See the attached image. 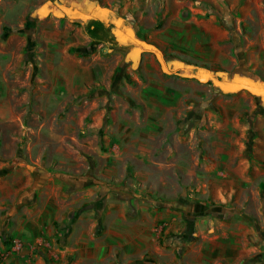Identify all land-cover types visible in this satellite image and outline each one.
Returning <instances> with one entry per match:
<instances>
[{"label":"rangeland","instance_id":"obj_1","mask_svg":"<svg viewBox=\"0 0 264 264\" xmlns=\"http://www.w3.org/2000/svg\"><path fill=\"white\" fill-rule=\"evenodd\" d=\"M211 17L228 33L221 53L230 67L210 62L215 48L195 47L202 44L196 21ZM262 19L258 11L244 18L226 0H38L24 30L6 31L18 40L10 42L17 55L0 85V264H201L197 257L211 247L188 254L186 219L194 226L190 242L206 244V233L224 228L212 220L235 207L227 183L212 185L203 172L212 156L211 118L220 133L239 136L237 122L226 119L242 117L244 154L264 167V151L253 148L256 135L264 140V94L223 93L204 75L243 74L264 89ZM70 27L77 43L68 51L62 33ZM210 39L224 43L216 30ZM68 53L77 61L64 62ZM53 84L85 90L53 108L45 91ZM179 164L182 170L173 167ZM108 193L178 210L185 230L173 241H185L160 236L146 250L107 255L98 243L117 220L104 221ZM258 201L257 212L264 210Z\"/></svg>","mask_w":264,"mask_h":264},{"label":"crops","instance_id":"obj_2","mask_svg":"<svg viewBox=\"0 0 264 264\" xmlns=\"http://www.w3.org/2000/svg\"><path fill=\"white\" fill-rule=\"evenodd\" d=\"M37 1L38 0H0V85L3 84L4 87L6 83L2 82L1 78H7L9 67L16 59L17 55L16 51L12 49L10 42L12 39L18 40L17 34H6L4 37L5 33H7L5 32V28H17L19 26L20 29L24 30L27 23L28 11ZM226 1L231 9L236 8L244 18H252L253 11H258L261 16H264L263 0ZM262 21L264 22L263 19ZM194 26V28L200 31V37L202 38V44L199 42L195 44L196 49L201 51V49H199L200 46L215 48V55L210 62H217L223 67H230L231 64L229 63L231 62H228L229 59L226 60L221 53V49L229 44L225 41L228 38V33L217 24V18H201L200 21H196ZM261 27L264 29L263 25H261ZM70 29L71 27L64 29L62 33V42L63 45H67L68 51L70 47L77 43L75 40V33L71 34ZM215 30L219 34H222L224 43L219 42V40L213 41L212 39H210L211 41L209 42L206 41V38L210 37L211 33ZM41 36H44V32H42ZM20 37H23L25 42L29 40L27 35ZM66 42L68 43L66 44ZM259 44L264 45V41H260ZM262 53L263 52L260 51L258 54H254L255 57H253V59L261 58ZM158 57L163 61V57ZM197 57L200 60H206L203 56L197 55ZM71 58L73 62L77 61L76 56L72 53H68L65 56L64 62L67 60L70 64ZM192 68L200 70L199 67ZM207 71L210 70L208 69ZM216 73L217 76L214 75L213 78H217V80L224 83H239L240 79L242 80L245 78L241 77L243 74L238 78L235 77L232 79L229 78L227 74H221V71H217ZM212 81L215 85L214 79H212ZM11 89L12 87L9 85V93ZM84 90L85 88L83 86L76 87L75 90L70 89V87L60 90L59 87L53 84L45 88V91L50 93L46 98V102L52 105L53 108L59 107L60 105L65 106L71 103L70 101L73 99L74 93H82ZM240 90L241 89L235 92L237 93ZM218 103L221 104L220 101ZM221 105L224 106L223 104ZM8 111L9 113L7 116L10 119L12 114L11 107H9ZM215 119V117H212L210 121V126L212 127L211 143H213L212 156L211 159L209 158V161L207 160L208 163H205L206 166L203 172L211 175L210 183L212 185L217 181H225L230 189L229 197L233 199V206L235 207L226 211L223 216L219 215L217 219H211L212 222H219V225L224 227L223 230L221 232L217 230L213 235L206 233L204 235L206 244L198 241H185L182 237H178L176 241H173L174 233L181 234V232L185 230V223L179 220L181 213L178 210L172 209L171 206H168L170 208L157 210L154 207V203H144L137 198L125 200L121 197H113L112 193H108L104 200V221L106 222V217L108 215L116 216L117 220L114 219L113 225H110L109 229H105L103 235H101L98 243L101 251H105L107 255H117L118 251H120L121 255L134 252L137 253L142 251L143 248L146 250L149 243L154 245L155 241L160 236H165L169 237V241L175 245L185 241V246L190 247L188 254H190V251L193 250L196 245L201 248L199 253L203 252L202 247L204 245L211 247L210 251L205 250L199 255V258L197 257V260H200L201 264H204V261L209 259L215 260L216 264H223L226 260H228L230 264H264V226L258 224L261 221L264 222V210L261 208V210L257 212V208H253L257 200L260 201V207L264 205V167L255 166L244 154L246 146L243 144V138L245 136V131H247L249 127L242 117H229L226 119L227 123L237 122V127L243 131L239 136L232 134V130L226 132L228 135L220 133V126ZM222 141L227 144L223 145ZM218 143H220V145H217ZM230 143L232 144L230 145ZM233 143L239 145H234ZM253 148L255 154H261L264 151V140H262L259 135L253 138ZM173 167L181 170L183 168L182 164L177 166L174 165ZM196 190L201 193L205 192L204 187L201 185L197 186ZM218 197H220V194H218ZM66 217L67 214L64 213L62 219H66ZM127 222H131V224L138 223L134 224L137 225L135 226V230H127L125 226ZM30 230L31 229L28 228L25 231L28 232ZM156 248L159 247L156 246ZM253 252H259L258 261L255 263H253L252 259Z\"/></svg>","mask_w":264,"mask_h":264},{"label":"water","instance_id":"obj_3","mask_svg":"<svg viewBox=\"0 0 264 264\" xmlns=\"http://www.w3.org/2000/svg\"><path fill=\"white\" fill-rule=\"evenodd\" d=\"M43 9H45V6L42 7L41 14L47 12V9H45L46 11L43 10ZM204 76H206V78L208 77L209 79H212L214 77V74L212 72H210V71H207ZM218 81L219 80H216V83H219L220 82L221 87H223L222 85L224 83L221 82V81H219V82ZM227 83L229 84L228 86L231 87L230 89L237 90V89H244V88H246V89H249L250 91H252L255 94H264V89L258 87L257 84H256V82L253 81V80H250V79H244V80H241L240 79L239 83H237V82H234V83L227 82Z\"/></svg>","mask_w":264,"mask_h":264},{"label":"trees","instance_id":"obj_4","mask_svg":"<svg viewBox=\"0 0 264 264\" xmlns=\"http://www.w3.org/2000/svg\"><path fill=\"white\" fill-rule=\"evenodd\" d=\"M30 20H31V19H30ZM5 30L8 31L9 28L7 27V28H5ZM6 31H5V32H6ZM6 34H7V33H5L4 37L6 36ZM216 76H217V75H216ZM212 79H214V81H215V87L217 88L218 91L227 92V93H233V92L239 90V89H237V90L230 89L231 87L228 86L229 84H228V83H224V82H223L224 84L222 85L223 87H221L220 83H216L217 78H212ZM220 80H221V79H220ZM74 217H75V216L72 215V216H71V220L74 219ZM186 220L188 221V222H187V224H188V228H187V231H186V233H185L184 238H185V240H187V241H192V240L195 238L193 221L190 220V219H186Z\"/></svg>","mask_w":264,"mask_h":264},{"label":"flooded vegetation","instance_id":"obj_5","mask_svg":"<svg viewBox=\"0 0 264 264\" xmlns=\"http://www.w3.org/2000/svg\"><path fill=\"white\" fill-rule=\"evenodd\" d=\"M114 45H111V47H113Z\"/></svg>","mask_w":264,"mask_h":264},{"label":"bare ground","instance_id":"obj_6","mask_svg":"<svg viewBox=\"0 0 264 264\" xmlns=\"http://www.w3.org/2000/svg\"><path fill=\"white\" fill-rule=\"evenodd\" d=\"M46 9V8H45ZM45 9H43V10H45ZM46 11V10H45Z\"/></svg>","mask_w":264,"mask_h":264}]
</instances>
